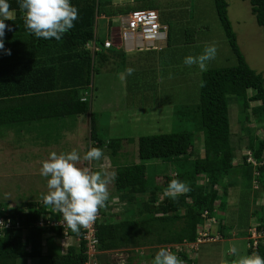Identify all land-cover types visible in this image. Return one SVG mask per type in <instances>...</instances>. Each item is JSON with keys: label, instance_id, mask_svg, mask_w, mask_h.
Wrapping results in <instances>:
<instances>
[{"label": "trees", "instance_id": "16d2710c", "mask_svg": "<svg viewBox=\"0 0 264 264\" xmlns=\"http://www.w3.org/2000/svg\"><path fill=\"white\" fill-rule=\"evenodd\" d=\"M228 1L213 0V6L236 59L235 64L209 67L207 71L201 72L197 102L175 110L178 119L182 121V128L139 135L136 139L139 161L111 169L117 174L112 183L116 201L112 207L107 204L99 210L100 218L95 223V236L97 249L101 252L130 248L132 255L117 264H141L138 257V248L141 247H146L149 251L144 257L151 264L158 248L195 242L198 238V226L207 218H217V229L223 238L231 235L232 225L227 222V217L217 213L219 208L225 209L228 204L226 197L229 196L231 185L228 176L235 166L228 96L233 95L237 100L238 120L244 129L249 128L247 123L250 114L257 122L264 124V74L250 67L240 50L236 32L228 16ZM247 1L256 23L264 31V0ZM8 2L15 11V18L4 21L12 30L5 31L4 49H0V127H4L2 136L9 134L10 128L23 130L26 127L34 128L35 123L44 125L49 119L57 121L87 114L90 146L101 147L102 138L97 132L99 123L91 109V101L93 78L99 68L108 63H112L111 72L115 79L116 73L122 72V69L134 68L135 62L139 65V70L125 77L127 92L140 91L143 84L151 99L159 97L161 93H166L167 96L170 88H176L171 85L172 82L164 80L167 68L162 69L163 73L154 70V54L149 55L145 61L138 57L134 59V51L126 52L114 45L103 46L104 40L110 36V28L117 23L115 18L136 9H154L158 12L160 23L167 26L164 41L168 47L187 44L190 41L188 29L184 25L174 27L178 22L175 18L176 23L172 24L166 19L172 12L173 17L176 16V6L168 4L166 0H70L79 10V18L59 41L38 39L30 34L25 28L18 0ZM101 15L107 19L106 37H97L95 33L96 17ZM93 41L99 50L93 51L86 47L87 43ZM5 49L10 50L11 54H6ZM144 55L145 52L141 56ZM64 124L71 127L66 121ZM108 139L105 141L108 142V148H111V155L108 154L110 160L115 157L120 142ZM247 148L256 163H249L246 161L247 156H243L241 177L247 182V187H251L253 181L256 182L255 197L264 192V136L254 137ZM154 159L174 162L181 169L175 174H166L158 179L159 183H154L147 174L146 165L147 160ZM113 160L114 158L111 163ZM188 160H191L189 167L186 165ZM174 178L185 182L190 188V191L175 199L164 195L168 182ZM119 205L123 206L122 209L115 211L114 208ZM49 207L42 199L27 200L4 211L3 206H0V216L11 215L12 221L11 226L5 228L0 235V264H21V261L26 264L27 259L43 256L40 245L42 237L46 241L45 256L50 264L84 262V241H76L75 238L81 236V231L77 235L67 229L68 235L75 242L63 248L64 232L61 225H38L40 219L55 222L60 218V214ZM241 218L244 219L242 230H237L240 226L238 223L235 226L244 236L249 235L247 229L251 228V218L255 220V228L264 231V214L259 215L257 210L249 211L247 207ZM16 221L19 222L18 227ZM247 242L248 240L246 244ZM246 251L247 255L256 252L264 257V238L258 240L255 248L246 247ZM181 256L186 259L187 264H194V254L188 256L186 251H181ZM98 257L102 260L101 254ZM103 264L115 263L106 260Z\"/></svg>", "mask_w": 264, "mask_h": 264}, {"label": "rangeland", "instance_id": "374dc122", "mask_svg": "<svg viewBox=\"0 0 264 264\" xmlns=\"http://www.w3.org/2000/svg\"><path fill=\"white\" fill-rule=\"evenodd\" d=\"M166 2L177 7L174 8L176 16L173 17L172 12V15L166 19L171 24L176 23L177 20L178 22L174 27L184 25V28L188 29L187 36L190 38L187 44L169 45L168 48L156 52L157 66L162 67V69L167 68L164 80L172 82L171 85H175L176 88H170L167 96H165L166 93H161L159 97L150 99L149 91L143 84L140 86V91L127 92L125 78L121 79V74L125 72V68L121 70L122 72L116 73V79L112 77V63L99 68L93 78L91 109L95 113L96 122L99 123L97 132L102 138V146L99 148L103 150L104 157L91 164L94 170H99L100 166L104 165L111 171L116 166L138 162L136 139L139 135L168 132L182 128V121L178 119L175 110L181 106H191L197 102L201 75L198 66L189 67L183 63L185 56L197 55L206 46L215 45L217 49L215 58L208 62L207 68L229 66L236 62L217 19L213 0H166ZM159 9L160 7H158ZM120 16L124 17L125 15ZM228 16L246 61L254 70L264 74V31L256 23L254 15L250 12L249 2L247 0H229ZM121 17L115 18L117 23L109 31L110 34H113V44L116 48L131 50V47L120 43ZM107 32V19L104 16L96 17L95 33L97 37H106ZM157 44L166 45V42L159 41ZM137 57L147 61L149 55L139 56L136 54L134 59ZM175 59L176 61H174ZM139 61L142 62V60ZM136 64L137 62L134 63V69L139 70L140 67ZM169 73L172 74V78H169ZM228 103L235 166L228 176V180L231 182L229 196L226 197L228 204L225 209L219 208L220 211L217 213L224 218L227 217L226 220L232 225L234 233L223 238L217 229V218L215 221L208 220V222L199 224L198 231L203 227V230L209 234L202 236V242L199 243L194 253V264H219L222 258L234 259L236 257L228 254V249L231 246L237 248L239 255H247V236H244L242 231H237L242 230L244 225L241 214L246 212L247 207H249V211L257 210L259 215L264 214V192L254 197L256 182L253 181L251 187H247V182L241 177L243 156H247L246 161L249 163L254 161L253 157L250 156L251 152L247 148V144L256 136H264V124L257 122L255 117L250 114L247 123L249 131L244 129L241 121L238 120L239 105L235 96L229 95ZM75 117L57 119V121L49 119L44 122V125L35 123L34 128L26 127L23 130L16 131L15 128H10L9 134L5 136H2L4 127H0V206H3L5 210L10 207L11 203L41 199V193L47 192V178L40 175V168L41 162L48 158L50 152L55 151L59 154L76 149L83 156L91 147L88 115ZM64 121L69 123L71 127L68 128ZM195 135L197 137L198 134ZM200 137L202 139V135ZM108 138L120 142V148L117 149L115 157L110 156V160L108 154H110L111 148H108V142H105L107 145L104 143ZM200 147H202V140ZM112 158H114L113 163H111ZM189 162L191 160H188L186 164L188 167ZM146 165L147 174L154 183H159L158 179L166 174H175L181 169L174 162H163L159 159L147 160ZM109 192L110 198L107 204L112 207L113 202L116 201L113 197L116 196V193L113 191L112 184L109 185ZM122 207L119 205L114 209L120 211ZM254 221V218L250 219V227L256 226ZM237 223L240 225L239 227L235 226ZM40 240L43 256L27 259L26 264H50L47 256H45L47 252L46 241L43 237ZM73 242L75 240L70 238L67 242L62 243V247L65 248L66 245ZM159 249L156 250L155 254ZM129 250L130 248L103 251L100 262L103 264V261L106 260L114 263L123 261L128 255H132L133 252H129ZM138 250L141 264H148L149 259H145L144 255L149 251L146 247L138 248ZM41 252H37V254ZM20 263L25 264L22 261Z\"/></svg>", "mask_w": 264, "mask_h": 264}, {"label": "clouds", "instance_id": "9594fccd", "mask_svg": "<svg viewBox=\"0 0 264 264\" xmlns=\"http://www.w3.org/2000/svg\"><path fill=\"white\" fill-rule=\"evenodd\" d=\"M18 7L23 12L25 28L38 39L61 40L79 18V10L70 0H18ZM14 18L15 11L8 0H0V49H4L5 31L12 30L4 21ZM4 51L11 54L10 50ZM216 51L215 45L206 46L197 55L185 56L183 63L189 67L196 65L201 72L207 71L208 62L215 58ZM134 72V68H126L121 79ZM169 78H172L171 73ZM103 157V150L93 146L83 156L76 149L59 154L53 151L41 162L40 175L47 178V192L41 193V199L60 214L59 223L77 235L81 229L91 228L99 210L107 206L109 185L117 178V174L104 165L99 170L91 167ZM188 191L190 188L185 182L174 178L168 182L164 195L175 199ZM228 254L236 258H222L219 264H264V257L258 253L239 255L235 246L228 249ZM151 264H184V261L170 249L162 247Z\"/></svg>", "mask_w": 264, "mask_h": 264}, {"label": "built area", "instance_id": "2783aa9c", "mask_svg": "<svg viewBox=\"0 0 264 264\" xmlns=\"http://www.w3.org/2000/svg\"><path fill=\"white\" fill-rule=\"evenodd\" d=\"M119 27L121 28L119 34L120 43L131 47L130 48L131 50L157 48L158 41L166 39L167 26L162 25L160 23L158 12L154 9H136L129 11L127 14H125L124 17L121 18V23ZM111 45H114L112 33L103 42L104 47H109ZM86 47L92 49L93 51L99 50V47L95 44L94 41L87 43ZM251 162L253 164L256 163L255 160ZM17 204L19 203H11L10 207H15ZM49 208L52 207L50 206ZM2 210L4 211L5 208H3ZM98 218H100V212ZM60 219L61 217L55 222L50 221L49 219L46 220L40 219L38 225L40 226L44 224L61 225L59 223ZM208 220L215 221V218H207L205 222H208ZM95 223L89 229H81V236L75 237L76 241H80L81 239L84 241V247H85L84 252L86 253V259L82 264H101L98 254H102L103 251L101 252L97 249V239L95 236V230H96ZM11 224L12 221L10 216H6V217L0 216V235L3 233V230L11 226ZM16 226L17 227L19 226L18 221H16ZM63 232H64V238L62 240V243H65L71 237L68 235L66 227L65 228L63 227ZM248 232L249 235H247V240H248L247 247L250 246L252 248H255L258 243V240L260 238H264V231L257 230L255 226H253L248 229ZM208 234L209 233H207V231H204L202 227L198 231V238L196 239L195 242H191V243L182 242L177 244H171V245H167L165 248L170 249L180 259L184 261V264H187L186 259L181 256V251H186L188 256L194 254L195 251L197 250L198 244L202 242L201 241L202 236H207Z\"/></svg>", "mask_w": 264, "mask_h": 264}, {"label": "crops", "instance_id": "0c3cea01", "mask_svg": "<svg viewBox=\"0 0 264 264\" xmlns=\"http://www.w3.org/2000/svg\"><path fill=\"white\" fill-rule=\"evenodd\" d=\"M113 2H122V1H129V0H112ZM103 15H101V17H102ZM118 17H121V16H118ZM104 18H106V17H104ZM122 18V17H121ZM120 23H121V21H120ZM111 28H113V27H111ZM162 41H164V40H162ZM159 42V41H158ZM166 42V41H165ZM165 48H168V45H167V43H166V45H157V48L155 49V48H150V49H134V50H127V49H123V48H120V49H123V51L125 50L126 52H133L134 51V56H136V54L137 55H139V56H141V55H143V53L145 52V55H151L152 56V54H154L155 56H156V60H155V68H154V70L156 69L157 71H159L160 73H163L162 72V67H159V66H157L158 64H157V61H158V59H157V55H156V52H158V51H162V50H164ZM150 50H155L154 52H151ZM159 80V78L157 77V81ZM232 233H234V231H232L231 232V234Z\"/></svg>", "mask_w": 264, "mask_h": 264}, {"label": "bare ground", "instance_id": "6f19581e", "mask_svg": "<svg viewBox=\"0 0 264 264\" xmlns=\"http://www.w3.org/2000/svg\"><path fill=\"white\" fill-rule=\"evenodd\" d=\"M11 216V215H10Z\"/></svg>", "mask_w": 264, "mask_h": 264}]
</instances>
